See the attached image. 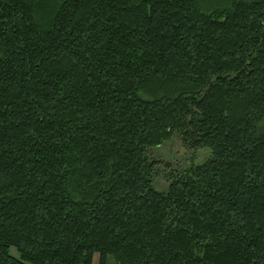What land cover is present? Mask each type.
Instances as JSON below:
<instances>
[{
    "label": "trees",
    "instance_id": "obj_1",
    "mask_svg": "<svg viewBox=\"0 0 264 264\" xmlns=\"http://www.w3.org/2000/svg\"><path fill=\"white\" fill-rule=\"evenodd\" d=\"M263 117L264 0H0V264H264Z\"/></svg>",
    "mask_w": 264,
    "mask_h": 264
},
{
    "label": "rangeland",
    "instance_id": "obj_2",
    "mask_svg": "<svg viewBox=\"0 0 264 264\" xmlns=\"http://www.w3.org/2000/svg\"><path fill=\"white\" fill-rule=\"evenodd\" d=\"M199 9L212 12L216 9L227 7L233 0H194ZM264 131V117L257 124V132ZM210 154L207 147L191 148L187 146L178 132H173L167 138L161 141L158 146L146 148V156L149 160L155 162L154 175L152 177L153 187L158 191H166L170 182V173L182 171L191 164H200L205 161ZM10 253L14 256L17 251L14 247L10 248ZM98 256L94 255V261L97 262ZM94 262V264H96ZM107 264H114L111 257Z\"/></svg>",
    "mask_w": 264,
    "mask_h": 264
},
{
    "label": "crops",
    "instance_id": "obj_3",
    "mask_svg": "<svg viewBox=\"0 0 264 264\" xmlns=\"http://www.w3.org/2000/svg\"><path fill=\"white\" fill-rule=\"evenodd\" d=\"M94 257H93V260H92V264H94ZM96 264H98V259H97V262H95Z\"/></svg>",
    "mask_w": 264,
    "mask_h": 264
}]
</instances>
